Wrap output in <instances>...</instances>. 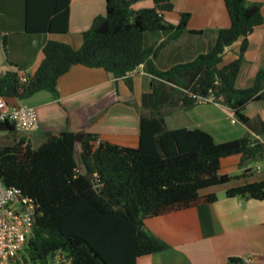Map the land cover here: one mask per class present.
Instances as JSON below:
<instances>
[{"label":"trees","instance_id":"16d2710c","mask_svg":"<svg viewBox=\"0 0 264 264\" xmlns=\"http://www.w3.org/2000/svg\"><path fill=\"white\" fill-rule=\"evenodd\" d=\"M144 1L107 0L106 14L83 34L80 49L49 41L34 74L0 75V97L8 101H27L40 92L57 98L59 80L77 65L103 69L129 87L141 65L152 76V92L142 97L136 148L100 142L98 135L85 131L45 132L44 143L34 147L13 124L0 123V133L14 135L13 143L0 144V178L38 206L34 236L15 264H65L55 262L58 254L68 264H137L169 248L146 229L147 219L212 204L218 196L207 190L248 177L249 169L237 177L222 175L226 158L240 156L241 168L264 161V139L246 135L216 143L203 129L166 125L173 111L192 110L215 97L251 127L245 110L264 101V72L251 88L234 86L251 38L264 24L262 3L224 0L231 25L218 31L213 47L193 61L160 71L154 63L158 49L196 32L187 28L188 13H181L178 25L166 21L165 14L174 12L171 0H152V8L134 9ZM26 5L28 32L69 31L70 0H26ZM42 5L46 8L39 11ZM154 34L166 40L151 44ZM238 41V58L225 64L226 50ZM226 196L264 201V181H246L229 188ZM228 264L248 263L231 257Z\"/></svg>","mask_w":264,"mask_h":264},{"label":"crops","instance_id":"0c3cea01","mask_svg":"<svg viewBox=\"0 0 264 264\" xmlns=\"http://www.w3.org/2000/svg\"><path fill=\"white\" fill-rule=\"evenodd\" d=\"M106 2L107 0H70L69 31L61 34L28 32L26 0H0V75L9 71L20 75L34 74L43 59V49L49 41L66 43L80 49L84 41L83 34L90 30L96 17L106 14ZM171 2L174 12L165 15L166 21L178 25L181 13H188L190 19L187 28L196 34L186 32L180 38L165 43L158 49L154 63L160 71L193 61L200 54L207 53L216 43L218 31L228 29L231 25L224 0H171ZM249 2H261L264 16V0ZM153 6V1L150 7H145L141 2L134 5V9ZM44 8L45 5L40 6L39 11ZM50 17H46L44 21L51 20ZM38 21L35 20L40 26ZM5 40L7 51L4 48ZM165 40V35L154 34L150 43L157 42L160 45ZM237 43L241 46V41L235 44ZM233 46L226 50L225 64L238 58L239 51L235 52L236 58L235 56L226 58ZM245 57L256 61L257 65L243 73V64L236 83L243 74L254 83L257 74L260 71L264 72V24L253 34ZM137 84L141 85L140 90L144 92L140 97L139 94L136 96L138 97L136 102L139 104L133 107L130 104L132 100L130 97ZM128 87L125 80H118L103 69L74 66L59 80L57 98L48 92H40L30 99L31 106L37 109L40 129L23 137H26L34 147H38L45 141V132L85 131L98 135L100 142L136 148L139 145L142 97L152 92V76L145 71L144 66L139 67L131 78L129 87L133 91L131 94ZM8 102L12 106L25 103L16 99ZM203 104L206 103L192 110H197ZM214 105L222 107L229 115L234 114L225 106ZM250 105L252 104L248 107ZM248 107L245 115L253 124L251 127L244 125L242 137L250 135L263 140L261 122H264V109L256 116H250L246 113ZM180 111L181 115L184 112L189 113V110L177 109V112ZM211 125H214L212 120L202 122L199 119L195 122L194 118L193 123L179 128H200L214 137L210 130ZM77 149L79 150V146ZM240 164V156L222 161V175L237 177L246 169L251 172L246 179L233 180L227 185L207 190L205 193L217 194L216 202L147 219L146 229L163 240L169 248L142 257L137 264H228L231 257L242 258L248 264H264V201L226 196L229 188L244 184L246 181H264V161L250 163L247 168H241Z\"/></svg>","mask_w":264,"mask_h":264},{"label":"built area","instance_id":"2783aa9c","mask_svg":"<svg viewBox=\"0 0 264 264\" xmlns=\"http://www.w3.org/2000/svg\"><path fill=\"white\" fill-rule=\"evenodd\" d=\"M140 67H143L141 65ZM216 103L215 97L206 100ZM232 123L236 124L234 119ZM9 122L17 131L32 134L40 129L37 109L28 104L12 106L7 99L0 97V123ZM38 206L36 202L23 195L17 187L6 186L0 178V264H15L24 248L34 235ZM56 263L68 264L62 254Z\"/></svg>","mask_w":264,"mask_h":264},{"label":"rangeland","instance_id":"374dc122","mask_svg":"<svg viewBox=\"0 0 264 264\" xmlns=\"http://www.w3.org/2000/svg\"><path fill=\"white\" fill-rule=\"evenodd\" d=\"M142 3L145 7L152 6L151 0H148ZM239 50H240V43H237L233 46L230 52H228V54L226 55V58L230 56L231 57L235 56L234 58H236L237 55L235 54V52H238ZM247 60L248 59L245 57L243 73H246L245 71L248 68H249L248 70H250L252 69V67H256L257 65L256 61H252L250 59L248 61ZM254 83L250 81L249 79H247L245 74H243V76L241 75V78L235 84L234 88L236 90H244V89L253 87ZM140 88H141V85L137 84L136 90L134 91L133 95H131L130 97L132 99L130 101V104L133 107L136 106L135 104H139L136 102L138 98V97L136 98V96L139 94V97H140L142 92H144V91H141ZM128 90H129V93L133 92L131 91L129 87H128ZM22 104L31 105L30 100H27L25 101V103H22ZM251 104L252 105L248 107L247 112H246L248 115L256 116L260 112H263L264 101L253 102ZM171 115L166 118V125L168 129H174V128H179L181 126L190 125V123L194 122V118H195V122H197V120L199 119L202 122H206L208 120L214 121V125H211L212 129L210 130H212L214 134L216 143L236 140L243 136L244 124L239 120V118L237 116H234V119L237 120V123L236 124L232 123L233 117L229 115V113H227L222 107L214 105L213 103H210V102H206V104H203V106H199L197 110L196 109L191 110V111L189 110V113L184 112L181 115V111L177 112V110H175L172 112ZM138 122H139V119H138ZM19 134L20 136H25L28 133L19 132ZM19 134L17 133V135ZM13 140H14V135L12 136V134H9V135L0 134V144H5V145L11 144L13 143Z\"/></svg>","mask_w":264,"mask_h":264},{"label":"clouds","instance_id":"9594fccd","mask_svg":"<svg viewBox=\"0 0 264 264\" xmlns=\"http://www.w3.org/2000/svg\"><path fill=\"white\" fill-rule=\"evenodd\" d=\"M144 66V65H143Z\"/></svg>","mask_w":264,"mask_h":264},{"label":"water","instance_id":"95a60500","mask_svg":"<svg viewBox=\"0 0 264 264\" xmlns=\"http://www.w3.org/2000/svg\"><path fill=\"white\" fill-rule=\"evenodd\" d=\"M34 236V235H33Z\"/></svg>","mask_w":264,"mask_h":264}]
</instances>
